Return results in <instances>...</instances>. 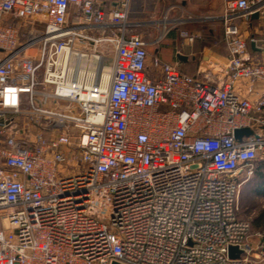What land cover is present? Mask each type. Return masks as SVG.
<instances>
[{"label": "built area", "instance_id": "built-area-1", "mask_svg": "<svg viewBox=\"0 0 264 264\" xmlns=\"http://www.w3.org/2000/svg\"><path fill=\"white\" fill-rule=\"evenodd\" d=\"M102 1L0 0V264H250L264 57L240 21L264 0H222L228 54L203 78L148 64L127 0Z\"/></svg>", "mask_w": 264, "mask_h": 264}, {"label": "crops", "instance_id": "crops-1", "mask_svg": "<svg viewBox=\"0 0 264 264\" xmlns=\"http://www.w3.org/2000/svg\"><path fill=\"white\" fill-rule=\"evenodd\" d=\"M121 1L103 0L101 7L114 10ZM222 13V0H127L126 36L139 35L147 42L148 64L157 57L185 74L203 78L205 73L219 71L228 54L223 40ZM78 14L73 7L67 23H75ZM240 28L245 37L257 39V46L251 49L263 58L264 20L250 16L240 21ZM100 32L96 28L87 30L94 35ZM182 32L192 36V40ZM256 90H262L260 85Z\"/></svg>", "mask_w": 264, "mask_h": 264}, {"label": "rangeland", "instance_id": "rangeland-1", "mask_svg": "<svg viewBox=\"0 0 264 264\" xmlns=\"http://www.w3.org/2000/svg\"><path fill=\"white\" fill-rule=\"evenodd\" d=\"M260 161L253 163L251 174L242 182L237 199V216L250 222L247 241L255 255L252 256L250 264H264V256L258 257L260 249L264 247V195L255 192L257 183L255 174L258 171H264ZM243 177L244 173L241 174L240 178Z\"/></svg>", "mask_w": 264, "mask_h": 264}, {"label": "water", "instance_id": "water-1", "mask_svg": "<svg viewBox=\"0 0 264 264\" xmlns=\"http://www.w3.org/2000/svg\"><path fill=\"white\" fill-rule=\"evenodd\" d=\"M256 17H257V13H253L251 15V18H256ZM250 47L252 49L255 48V44H254L253 41L250 43ZM251 133H252V131L249 128H247V127H245V128H239V129L234 130V136L236 138H240L242 134L250 135ZM240 252L241 251L236 246H229L228 247V255L230 257L238 256ZM110 264H122V263L117 262V261H111Z\"/></svg>", "mask_w": 264, "mask_h": 264}, {"label": "trees", "instance_id": "trees-1", "mask_svg": "<svg viewBox=\"0 0 264 264\" xmlns=\"http://www.w3.org/2000/svg\"><path fill=\"white\" fill-rule=\"evenodd\" d=\"M261 163V168H264V160L260 161ZM256 179H257V183H256V187H255V192L259 193V194H263L264 195V171L261 172H257L255 174Z\"/></svg>", "mask_w": 264, "mask_h": 264}]
</instances>
